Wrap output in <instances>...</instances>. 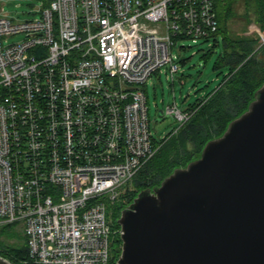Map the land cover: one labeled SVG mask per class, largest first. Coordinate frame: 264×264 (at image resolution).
<instances>
[{
	"label": "built area",
	"instance_id": "obj_1",
	"mask_svg": "<svg viewBox=\"0 0 264 264\" xmlns=\"http://www.w3.org/2000/svg\"><path fill=\"white\" fill-rule=\"evenodd\" d=\"M1 2L0 226L33 264H117L109 209L163 145L144 88L180 71L177 40L215 37L216 0L40 1L26 21Z\"/></svg>",
	"mask_w": 264,
	"mask_h": 264
},
{
	"label": "water",
	"instance_id": "obj_2",
	"mask_svg": "<svg viewBox=\"0 0 264 264\" xmlns=\"http://www.w3.org/2000/svg\"><path fill=\"white\" fill-rule=\"evenodd\" d=\"M117 223V264H264V84L222 136L141 190Z\"/></svg>",
	"mask_w": 264,
	"mask_h": 264
},
{
	"label": "trees",
	"instance_id": "obj_3",
	"mask_svg": "<svg viewBox=\"0 0 264 264\" xmlns=\"http://www.w3.org/2000/svg\"><path fill=\"white\" fill-rule=\"evenodd\" d=\"M40 1L48 5L50 0ZM237 4L245 5L246 14L236 12ZM216 10L219 31L215 37L223 35L224 49L215 69L228 68L229 73L213 95L188 109L194 113L192 118L177 135L163 142L156 156L135 178L134 189H129L110 208L114 230L120 229L117 220L122 210L141 190L160 185L175 169L186 167L198 158L210 140L222 136L230 122L248 109L255 92L264 84V0H216ZM238 16L247 22L246 33L232 36L230 26ZM250 27L257 29L255 38L247 34ZM17 227H0V256L13 264H33L28 261V245L26 240L23 241L22 229L19 231ZM10 240L13 243L8 242ZM114 241L113 262L118 256L117 247L122 244L119 235Z\"/></svg>",
	"mask_w": 264,
	"mask_h": 264
},
{
	"label": "rangeland",
	"instance_id": "obj_4",
	"mask_svg": "<svg viewBox=\"0 0 264 264\" xmlns=\"http://www.w3.org/2000/svg\"><path fill=\"white\" fill-rule=\"evenodd\" d=\"M1 6L11 19L26 21L38 18L43 4L40 0H2ZM236 6L238 14L244 12L246 14L245 5ZM246 26V20L238 16L230 26L232 36L244 35ZM252 27L248 29L247 34L255 38L257 29ZM18 40L20 36L10 38V42ZM223 45L222 34L216 38L199 39L197 42L192 39L176 41L173 52L179 57L180 71L172 77L170 70L164 67L162 72L154 75L144 88L150 130L156 141L163 143L169 140L177 135L181 128V123L168 112L169 107L177 105L180 110L188 111L194 104L213 95L223 85L229 69H215L216 62L223 53ZM132 188L134 189L133 184ZM108 216L111 220L110 209ZM17 228L21 230L20 227ZM22 238L23 241L26 240L23 233ZM8 242L13 243L11 240Z\"/></svg>",
	"mask_w": 264,
	"mask_h": 264
},
{
	"label": "flooded vegetation",
	"instance_id": "obj_5",
	"mask_svg": "<svg viewBox=\"0 0 264 264\" xmlns=\"http://www.w3.org/2000/svg\"><path fill=\"white\" fill-rule=\"evenodd\" d=\"M117 247V246H116Z\"/></svg>",
	"mask_w": 264,
	"mask_h": 264
}]
</instances>
